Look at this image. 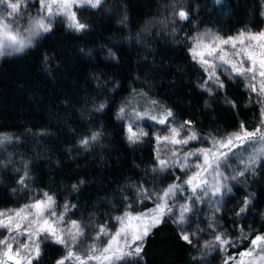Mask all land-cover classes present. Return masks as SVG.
Wrapping results in <instances>:
<instances>
[{
  "label": "trees",
  "instance_id": "16d2710c",
  "mask_svg": "<svg viewBox=\"0 0 264 264\" xmlns=\"http://www.w3.org/2000/svg\"><path fill=\"white\" fill-rule=\"evenodd\" d=\"M75 14L82 30L54 21L30 47L0 58V209L46 192L80 224L84 244L99 227L113 228L119 214L154 208L157 196L143 199L144 190L161 193L175 183L182 188L173 203L189 208L183 229L173 213L164 215L139 256L118 264H231L264 234V158L230 192L204 199L184 183L188 172L158 167L153 136L127 141L118 112L138 96L210 140L241 123L257 128L261 105L240 77L222 76L223 88L201 87L205 72L190 39L201 29L225 38L264 31V0H100ZM217 235L230 243L206 252L203 242ZM43 240L32 264H57L64 247Z\"/></svg>",
  "mask_w": 264,
  "mask_h": 264
},
{
  "label": "snow or ice",
  "instance_id": "6c2138e0",
  "mask_svg": "<svg viewBox=\"0 0 264 264\" xmlns=\"http://www.w3.org/2000/svg\"><path fill=\"white\" fill-rule=\"evenodd\" d=\"M88 2H90L92 6L95 7L100 3V0H88ZM217 3H219V0H217ZM41 4L47 10L49 20L47 23H45L43 18L36 20L31 29V35L38 36L41 33H47L51 30V17L54 15L52 7L54 4L57 5V8L59 10H63L72 20V24L70 25L71 27H74L77 31L82 30L85 27L83 24H80L76 21L75 13L69 11V9L71 8V3H69V0H41ZM8 6L12 9V12L9 13L10 16L16 13L19 8V5L16 3H11ZM179 17L180 19H187V13L184 11H180ZM0 30H2L4 36V39H0V55L5 54V49H12L15 52H20L23 51L24 48L31 46V41L29 40L25 42L23 39L18 38L19 33L12 32L10 30L9 24L4 23L0 25ZM216 39L219 41V44H215L214 46L210 47L206 54H199L201 63L207 65L205 71L209 72V79L211 80L214 78L216 82H219V77L216 76L215 73L216 66L212 64L209 59L205 58V55L207 57H214L215 59H219L224 64H229L231 67V71L236 73L237 75L243 76L246 73H253L252 79L255 80V66L257 63L255 56L247 52L244 48H237V39L239 40L240 45H244V34L241 33L239 38H229L226 40H220L219 38ZM250 39L264 40V33H260L259 37L251 36ZM200 43L201 41H197V47L200 46ZM229 44H231V47L233 49H236V51L232 55L234 57L239 58L237 62L225 59V55L227 53L224 51V49L219 47V45ZM261 47H264V45H261ZM193 53V58L195 59L197 55L195 48L193 49ZM216 53L220 54L214 56V54ZM8 54H11V52H9ZM245 58L250 61V66L247 68L244 67ZM259 66L262 70L259 71L258 74L260 77L264 78V58L260 59ZM219 87L223 88V83H219ZM252 90L259 91L261 94H264V81L261 82L259 90H257L256 86L253 84ZM152 103L155 104L156 102L153 101ZM103 107L104 105L102 104L100 108L102 109ZM124 112L125 108L121 107L119 109V115L123 116ZM136 115L137 118L143 119V117L146 116L147 113L141 114L137 112ZM171 116L172 112L171 110H168L166 113L162 114L161 117L151 116L150 118L152 120H157L160 124H165L166 122H168V117ZM262 124H264V121H262ZM183 127L184 126L181 125V129H183ZM128 131V139L133 143L137 142L140 136L147 135V133L143 131H141L139 135L136 132H133L131 125H129ZM171 133V138L169 136H157V143L187 145L190 140H196L199 138L195 132H191L190 135H187L184 138L177 139L176 137L180 136V130L177 128H171ZM91 138L95 140L97 138V134H93ZM246 142H251L253 147H255L256 143L258 142L264 145V130H262L261 128H257L255 131H248L244 128L243 123H241V129L239 132L230 134L226 138V140L223 141L214 140L213 145L214 147H216V145H219V147L221 148L228 146L236 147L243 145ZM81 143L86 145L88 143V140H82ZM231 147H229V151H231ZM171 151L173 157H176L178 155L177 149H172ZM259 153L264 154V147L259 150ZM210 154L212 157L211 161L209 159ZM201 155L204 157L203 165L199 163L195 164L197 171L194 172L191 176L188 177L187 180L184 181V183L191 186L193 193H195L197 188H200L201 185L207 183L206 180L200 179V170L206 171L207 168L211 167L219 169L220 160L221 158L226 159L227 153L221 152L219 156H217L216 153L213 152L211 149H197L194 152L189 151L184 153L183 161L176 159L170 163L167 159H161L159 155H157V159L159 161V167L161 170L167 169L172 165H176L183 169L188 166L187 161L190 157ZM249 159L251 163L256 162L255 156L250 157ZM248 168L249 165H245V169L240 171L239 175H244L245 171H247ZM19 182L23 184V178ZM73 187L75 188V185ZM181 188V185L174 183L169 185L165 190H163L162 194H148L147 190H144V192L142 193L143 199H150L151 195L157 196L159 202L156 203L155 207L143 213H140L139 215H133L132 212L126 211L123 216L116 217V220L119 222L120 227L113 234H110L107 228L101 227L95 239L99 240L101 236H109L107 246L103 247L101 255L97 256L95 255V252L97 251L96 245L93 244L91 247V254H88L85 258H82L79 255H75L71 247H69V243L73 245L76 244L79 241V237L84 235L83 229L81 228L80 224L73 220L70 222V226L66 228H61L60 225L64 223V213H61L59 216H57L56 210L54 209L55 201L52 196L48 195V193L45 192V199L38 200L31 205H25L23 208L15 211L12 214L0 212V217H5V219H0V228L7 229L9 234L15 232V235H9L5 239L0 240V245L4 246L3 255L6 257V260H0V264H7V261L9 260H14V264H32V260L38 258L40 255V242L38 241L41 233H43L44 236L43 242H51L55 244L64 245L69 249L68 255L63 259L57 261V264H65V260L72 258L78 261L79 264H87L88 260H100L101 257H103L104 260L120 261L124 260L125 257L139 256L143 248L142 242L147 237L151 229L162 222L164 215L172 213L173 208L169 205V200L173 198L176 195L177 190ZM220 191L221 186L219 183H217L213 195L219 193ZM227 191L230 192L231 189L227 188ZM248 203L249 201L246 200L245 207H242L240 209V212L245 211V208L247 207ZM128 207L131 208V205H129ZM66 210L67 205H65V211ZM187 211H189L187 205L181 206V209L179 211V220L177 221L178 223L184 222V214ZM45 214H47V217L55 219L50 220L48 218H45ZM29 216L32 217L31 220L28 219ZM133 220L139 222L136 227H133L131 224V221ZM20 221H28V223L27 225H24ZM144 221H147V223H144ZM33 225H35L36 227L33 231L30 232L29 228L33 227ZM17 236H25V238L29 240L30 243H25L17 240ZM33 237H35V239H33ZM182 239L187 241L188 243H191L189 235H182ZM215 239L216 242L221 246L230 243L227 238L221 235H217ZM13 242L16 243V248L14 254L10 255V253H13ZM121 242L123 244V247H119ZM114 244L118 246L117 251L119 252V254L113 255L112 257L105 255L112 251ZM133 245H135V247H133ZM125 248L129 250L124 251ZM257 249L259 251L257 252L256 258L259 260H264V236L257 235L254 239H252L250 248L245 252H241L240 256H252L253 251ZM228 259L231 260L233 259V257H229ZM126 264H130V262H126Z\"/></svg>",
  "mask_w": 264,
  "mask_h": 264
},
{
  "label": "rangeland",
  "instance_id": "374dc122",
  "mask_svg": "<svg viewBox=\"0 0 264 264\" xmlns=\"http://www.w3.org/2000/svg\"><path fill=\"white\" fill-rule=\"evenodd\" d=\"M11 3L18 4L19 8H18L16 13H14L10 16L9 13L12 12V9L8 5ZM69 3H71V8L69 9V11L72 13H75V9L78 6H81V5L92 6V4L90 2H88V0H69ZM52 11L54 13V15L51 17L52 22L59 20V21H62L67 28L76 30L74 27L70 26L72 24V20L69 18V16L63 10H59L57 8V5H55V4L53 5ZM41 18L44 19L45 23H47L49 20L48 12L42 6L41 0H0V25H2L4 23L9 24L10 30L14 33H19L18 38L23 39L25 42H27L29 40L32 41V39L34 37H36V36L31 35V29L34 25V22L36 20L41 19ZM75 19L78 22V20L76 18V14H75ZM241 33L244 34V45H240L239 40L237 39V48L238 49L244 48L247 52H249L255 56L256 61H257L256 66H255V75H256L255 80L252 79L253 73H246L243 76L237 75L236 73L231 71V67L229 64H224L219 59H215L214 57H207L205 55V58L209 59L210 62L216 66L215 73H216V76L219 77V79L222 76H227V77L228 76H237V77H240V79H242V81L245 83V86L248 89V91L250 92V94L253 96V98H256L257 101L261 105V111H262L261 123L257 128H261L262 130H264V124H262V121H264V94H261L259 91H253L252 90L253 84L256 86L257 90H259L261 82L264 81V78L260 77L258 74L259 71L262 70L259 66V61L261 58H264V55H262V54H264V47H261V45H264V40H262V39H256V40L250 39L251 36L259 37V34L264 33V31H261V32H239L235 35L227 36L225 38V37L217 34L212 29H201V30L195 32L193 34L192 38L190 39L191 40V49H190L191 56L193 58V55H194L193 49L195 48L197 55H196L195 59L193 58V61H195L205 72V79L203 80L201 87L203 89H207V91L218 89L220 80H219V82H216L214 78L211 80L209 79V72L205 71V68L207 67V65H204L201 63L199 54H201V53L206 54L210 47L214 46L215 44H219V41L216 38H219L220 40H226L229 38H239ZM0 39H4L2 30H0ZM197 41H201L199 47H197ZM219 47L224 49V51L227 53L225 55V59L232 60L233 62H237L239 60L238 57H234L232 55L236 51V49H233L231 47V44L219 45ZM9 52L14 53L15 51H13L12 49H5V54L0 55V58L8 55ZM217 54H220V53H216V54H214V56ZM249 66H250V61H248L247 58H245L244 59V67L247 68ZM136 98H138V96L133 97L132 102L126 103L125 106L122 105V107L125 108V112H124L123 116H120L119 112H118V118L124 124L125 135H126V139L128 142H132L128 139V136H129L128 128H129V125H131L133 132H136L138 135L141 131H143V132H146V133L150 134L151 136H153V138H154V145L153 146L155 147L156 158H157V155H159V157L161 159H167L170 163L176 159L183 161L184 153L189 152V151L194 152L197 149H211L213 152L216 153L217 156H219V154L221 152L227 153L226 159L221 158L219 169H216L215 167H211V168H207L206 171L200 170V179L206 180L207 183L201 185V187L197 188L196 190L199 192L200 196H203L204 199H211V200L215 199V197H217L219 194H221L224 189L229 187L231 185V183H233L235 181V179L239 176V172L245 169V165H249V168L247 171H245V173L252 172L257 161L264 158V154L259 153V150L262 147H264V145H262L259 142L256 143L255 147L252 146L251 142H246L243 145L236 146V147L228 146V147H222L221 148V147H219V145H216V147H214V145H213L214 140H210L208 138L200 136V134L196 133L189 126V124L177 122L172 117H168V122H166L165 124H160V123H158L157 120H152L150 117L151 116L161 117L162 114H164L166 112L161 110L160 107H157V108L154 107L152 102L145 103V102H142L141 99H136ZM137 112H139L141 114L147 113V115L144 116L143 119H139V118H137V115H136ZM181 125L184 126L183 129H181ZM171 128H177L180 130V136L176 137L177 139L184 138L187 135H190L191 132H195L199 138L196 140H190L187 145H173L171 143H160V144H158L157 140H156L157 136H160V137L169 136L171 138V136H172ZM257 128L250 130V131H255ZM239 131H240V129L236 132H239ZM233 133H235V132H233ZM230 134H232V133L230 132ZM230 134H228L227 136H224L222 138H219L215 141L226 140V138ZM142 137L143 136H140L139 140ZM139 140H137V142ZM229 147H231V151H229ZM172 149L178 150V155L176 157L172 156V151H171ZM253 156H255V158H256L255 163H251V161L249 159L250 157H253ZM209 159L211 161V159H212L211 154L209 156ZM157 162L159 165L158 159H157ZM197 163L203 165L204 157L202 155L190 157L189 160L187 161L188 166L183 168V169H181L180 167H178L176 165H172L169 168H178L182 171H186V172H188V177H189L194 172L197 171V169L195 167V164H197ZM217 183L220 184L221 191L219 193L213 195V192H214V189H215V186L217 185ZM161 194H162V192H161ZM43 199H45V197H44V195H41L40 197H37V198L33 199L31 202H28L24 205H21L18 207L15 206V207H8V208L0 209V212H6L9 214H12L15 211L23 208L25 205H31V204L35 203L36 201L43 200ZM174 199H175V196L169 200V205L172 206V208H173L172 213L174 214V218H175L177 225L179 226V228L183 229V226L185 225V222L187 219V217H186L187 212L184 214L185 218H184L183 223H178L177 221L179 220V211L181 209V206H183L185 204L180 203L178 205H175L173 203ZM158 202L159 201L157 199L156 203H158ZM156 203H155V205H156ZM54 209L56 210L57 216H59L63 212L61 208H58L55 205H54ZM125 212L119 214L116 217L123 216ZM129 212H132L133 215H139L140 213H143V212H133V211H129ZM45 218H48L50 220L55 219V218L47 217V214H45ZM0 219H5V217H0ZM28 219L31 220L32 217L29 216ZM20 222L24 225H27V223H28V221H20ZM70 222L71 221H69L65 218V214H64V223L61 224L60 227L66 228V227L70 226ZM114 222L115 223H114L113 228H109L106 226H101V227L107 228L109 230L110 234H113L120 227V224L116 220V218H115ZM144 223H147V221H144ZM131 224L133 227H136L139 224V222L133 220V221H131ZM35 227L36 226L33 225V227L29 228V231L30 232L33 231L35 229ZM101 227L98 228V231L93 236L91 241L84 243V244L82 242L79 243V241H78L74 245L69 243V247H71V249L75 253V255H79L82 258H85L88 254H91V247L93 244L96 245V249H97V251L95 252V255H97V256L101 255L103 247L107 246V242L109 240V236H101L99 240L95 239V237L99 233V230ZM9 235H15V232L9 234L7 229L0 228V240L5 239ZM261 236H264V234H262ZM33 239H35V237H33ZM39 239H44L43 233L40 234ZM17 240L25 242V243H30V241L27 240L25 238V236H17ZM138 243H140V242H138ZM62 246L64 247V250H65L64 257H66L68 255L69 249L67 247H65L64 245H62ZM203 246H204L203 248H205L206 252H208V250L214 249V248L219 249V250L222 249L221 245H219L216 242L215 237L212 238L207 243L203 242ZM117 247L118 246L114 244L112 251H110L109 253H107L105 255H107L109 257H112L113 255H118L119 252L117 251ZM119 247H123L122 242L119 245ZM133 247H135V245H133ZM15 248H16V243L13 242V253H11V254H14ZM128 250L129 249H127V248L124 249V251H128ZM258 251H259L258 249L253 251L252 256L241 257L239 255L238 258L231 260L230 263L231 264H250V262H251V264H264V260H259L256 258ZM3 252H4V246L0 245V260H5V258H4L5 256L3 255ZM133 257H125L124 260L129 259V258L133 259ZM121 261H123V260H120V261L104 260L103 257H101L100 260H96V259L88 260L87 264H118ZM7 264H13V263H10L7 261ZM65 264H79V262L76 261L74 258H72V259L65 260ZM223 264H225V263H223Z\"/></svg>",
  "mask_w": 264,
  "mask_h": 264
},
{
  "label": "water",
  "instance_id": "95a60500",
  "mask_svg": "<svg viewBox=\"0 0 264 264\" xmlns=\"http://www.w3.org/2000/svg\"><path fill=\"white\" fill-rule=\"evenodd\" d=\"M10 255H12L11 253H10ZM5 258V260H6V257H4ZM8 262H10V263H13L14 264V260H9Z\"/></svg>",
  "mask_w": 264,
  "mask_h": 264
}]
</instances>
